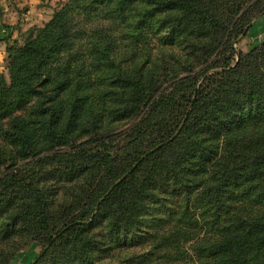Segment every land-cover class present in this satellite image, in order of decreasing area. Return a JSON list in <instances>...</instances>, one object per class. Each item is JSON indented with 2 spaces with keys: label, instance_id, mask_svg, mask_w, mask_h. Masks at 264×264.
<instances>
[{
  "label": "trees",
  "instance_id": "1",
  "mask_svg": "<svg viewBox=\"0 0 264 264\" xmlns=\"http://www.w3.org/2000/svg\"><path fill=\"white\" fill-rule=\"evenodd\" d=\"M260 3L70 0L10 48L0 264H264V44L219 65Z\"/></svg>",
  "mask_w": 264,
  "mask_h": 264
},
{
  "label": "rangeland",
  "instance_id": "2",
  "mask_svg": "<svg viewBox=\"0 0 264 264\" xmlns=\"http://www.w3.org/2000/svg\"><path fill=\"white\" fill-rule=\"evenodd\" d=\"M24 1V0H23ZM16 0L12 7L13 17L9 22H5V31H1L0 37V79L4 78L9 84L10 75V48L13 46L23 45L25 40L31 36L38 28L44 27L54 13L62 8L70 0H28L27 2ZM253 8L248 16H255L258 11L262 10L259 15L253 17L252 23L248 26L245 34H240L235 40L233 47L236 52L232 54L230 47H226L220 56L219 65L222 63L224 56H231V64L234 65L243 54L250 53L257 47L264 44V41L255 40L253 32L254 23L264 15V0ZM257 31V30H256ZM253 32V34H251ZM258 33V32H257ZM232 42V39H231ZM178 50V49H177ZM142 60L140 59L138 63ZM68 96H64L67 99ZM104 125L109 127H123L125 122H109L104 119ZM55 182H58L57 180ZM43 249V243L38 239L25 238L22 240L19 251L13 258L11 264H31Z\"/></svg>",
  "mask_w": 264,
  "mask_h": 264
},
{
  "label": "crops",
  "instance_id": "3",
  "mask_svg": "<svg viewBox=\"0 0 264 264\" xmlns=\"http://www.w3.org/2000/svg\"><path fill=\"white\" fill-rule=\"evenodd\" d=\"M15 1L16 0H0V37H1V31H5V27H6L5 22H9L10 18L13 17L12 7L15 5L14 4ZM24 1L27 2L28 0H24ZM263 27H264V15L256 23H254L253 32H256V34L257 32L259 33L263 29ZM253 32L251 34H253Z\"/></svg>",
  "mask_w": 264,
  "mask_h": 264
},
{
  "label": "built area",
  "instance_id": "4",
  "mask_svg": "<svg viewBox=\"0 0 264 264\" xmlns=\"http://www.w3.org/2000/svg\"><path fill=\"white\" fill-rule=\"evenodd\" d=\"M253 38L255 40L264 41V27H263V29L259 33H257L256 35H254Z\"/></svg>",
  "mask_w": 264,
  "mask_h": 264
}]
</instances>
